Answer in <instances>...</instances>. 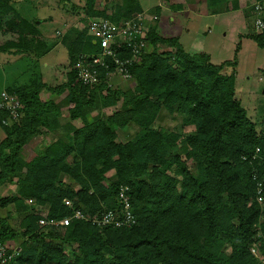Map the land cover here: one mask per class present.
<instances>
[{"label":"trees","instance_id":"16d2710c","mask_svg":"<svg viewBox=\"0 0 264 264\" xmlns=\"http://www.w3.org/2000/svg\"><path fill=\"white\" fill-rule=\"evenodd\" d=\"M96 1L86 0L90 18L119 23L142 12L139 0H123L109 15L95 9ZM10 11L0 0V28ZM18 20L11 24L18 27ZM250 37L264 49V34ZM148 41L141 63L131 68L133 87L106 90L76 82L77 56L96 51L87 33H80L69 48L72 69L62 86L34 82L7 90L23 104L20 122L9 127L0 111L6 133L0 144V188H18L0 198V211L13 205L21 218L19 230L14 229L0 212V242L23 240L13 264H259L249 248L259 229L264 235L257 201L258 182L264 187V131L237 97V62L214 65L208 54L191 55L179 39L153 31ZM160 44L172 51L160 52ZM12 47L19 50L21 44ZM10 49L0 45V54ZM47 90L69 92L67 136L25 160L22 150L43 129L63 128L61 108L41 97ZM114 108L104 118L93 116L98 109ZM163 110L179 114L194 132L183 138L156 128ZM75 121L82 126L74 128ZM132 124L139 128L136 139L119 142L117 130ZM182 146L188 148L184 155ZM71 155L77 158L74 165L67 163ZM121 186L130 188L138 220L132 228L101 229L73 220L64 229L44 230L40 216L31 212L43 207L50 218L69 217L64 199L90 214L112 209ZM63 245H77L74 260Z\"/></svg>","mask_w":264,"mask_h":264},{"label":"rangeland","instance_id":"374dc122","mask_svg":"<svg viewBox=\"0 0 264 264\" xmlns=\"http://www.w3.org/2000/svg\"><path fill=\"white\" fill-rule=\"evenodd\" d=\"M6 1L11 7V11L2 19L0 45H7L11 49L0 54V98L1 94L7 92L8 89H18L34 82L48 84L52 87L62 86L67 81L68 73L72 69L69 48L72 44L75 45L80 33H86L87 22L90 18L87 15L86 0ZM199 1L139 0L142 12H137L134 15L144 14V17H149L144 20L146 31H148L147 35L153 31L164 38L176 37L187 52H204L210 55L214 65L236 61L237 97L247 110L249 118L256 124L258 131L262 132L264 131V49L260 48L250 35H258L254 32V24L258 17L264 18V1L247 0L246 10L225 14L217 12L215 16L211 14L202 15L194 11H183L179 16L164 14L168 18L163 17L159 20V13L157 15L155 12L156 7L163 2L171 10L177 11L183 8L195 9ZM206 1H210V4L215 2V0ZM121 3L123 0H97L94 7L98 12H105L109 15ZM217 3L216 7L219 8V11H224L225 6L229 7L228 9L232 7L233 10L239 6V0H218ZM258 4L262 6V12L255 10V6ZM154 16L158 17L159 21L154 19ZM171 18L175 20L172 21ZM14 19H19L17 21L18 27L11 24ZM14 44H21V48L17 50L18 48L12 47ZM171 51L169 45L160 44V52ZM134 84L122 83L120 85L126 89L133 87ZM68 95L67 90L60 93L47 90L43 92V95L41 94L44 101L51 100L61 108L62 115L59 123L63 128L57 133L43 129L42 135L35 136L29 145L22 150L23 159L29 160L34 155L42 153L45 148L61 137L66 139V125L70 123L67 116ZM14 96L17 97L15 94ZM114 110L117 108L98 109L93 116L100 115L104 118ZM19 116L14 124L20 122L23 113L21 112ZM72 124L74 128L82 126L80 121L72 122ZM155 127L164 128L170 132H178L183 138H186L195 129L193 126L183 124L179 114L170 115L165 110L161 112ZM138 130L139 128L133 124L126 129H118V141L126 143L135 140ZM5 138L6 133L0 125V144ZM187 150V147L182 146L180 152L184 155ZM67 163L74 165L77 163V158L71 155L67 159ZM190 166L194 168V165L190 164ZM112 175L113 171H110L107 177L110 178ZM66 183H70L67 178ZM7 187L0 190V198L8 196L6 194H14L9 190L8 185ZM0 212L2 217L8 215L10 225L19 230L21 218L13 205L7 209H1ZM31 212L46 215L47 209L41 207L31 210ZM60 232H64V230ZM22 241L19 237L17 241L9 243L10 247L20 248L19 251L21 252ZM63 247L64 252L74 260L78 253L77 245H63Z\"/></svg>","mask_w":264,"mask_h":264},{"label":"built area","instance_id":"2783aa9c","mask_svg":"<svg viewBox=\"0 0 264 264\" xmlns=\"http://www.w3.org/2000/svg\"><path fill=\"white\" fill-rule=\"evenodd\" d=\"M256 11H263L261 5L255 6ZM261 11V12H262ZM261 14V13H260ZM144 14L133 15L130 19L119 23L108 18H89L86 26L87 37L96 45L94 52H82L75 61L74 70L77 73L76 82L83 87L105 86L106 90L124 89L120 84L135 83L131 72L134 65L142 61V56L149 49V41L145 26ZM155 17V16H154ZM154 19L158 20V17ZM255 32L264 34V18L255 21ZM117 81V82H116ZM23 105L19 98L8 92L1 94L0 111L7 114L3 120L5 126H11L19 119ZM11 122V123H10ZM260 149L257 148L252 161L258 158ZM247 160V158H244ZM257 177L255 176V179ZM257 201L261 206V221H264V187L258 182ZM117 206L112 209L103 208L94 214L76 207L70 199H64L65 207L71 209L72 214L63 219H53L48 214L40 216L39 225L42 229L58 230L69 226L73 220L84 221L98 228H132L138 224L133 211L130 188L121 186L117 197ZM30 205L33 200H28ZM20 248L10 247L9 242H0V264H13ZM251 255L259 264H264V235L259 229L254 241L250 245Z\"/></svg>","mask_w":264,"mask_h":264},{"label":"crops","instance_id":"0c3cea01","mask_svg":"<svg viewBox=\"0 0 264 264\" xmlns=\"http://www.w3.org/2000/svg\"><path fill=\"white\" fill-rule=\"evenodd\" d=\"M160 1V0H159ZM162 1V0H161ZM169 1V0H168ZM218 2V0H215V2H212L211 4H210V1H204V0H200L199 1V3H198V5H197V7L195 8V9H192V10H188V9H185V8H183V9H179V10H177V11H174V10H171L170 8H169V6L165 3V2H163V4L161 3V5H156L157 7H156V14L158 15V13H159V15H158V17H159V20L161 19V18H163V17H166V18H168L167 16H170V15H176V16H179L180 14H181V12H183V11H185V12H198L199 14H202V15H212V16H215V15H217V12H221V13H223V14H225V13H228V12H236V11H244V10H246L247 9V0H239V6L235 9V10H233L232 9V7H230V9H228L229 7H227V6H225V10L224 11H219V8L218 7H216V5L218 4L217 3ZM172 4V3H171ZM151 11V10H150ZM164 14L165 15H167V16H164ZM158 20V21H159ZM171 20L172 21H174L175 19H172L171 18ZM256 21V20H255ZM254 32H255V24H254ZM171 38H176V37H171ZM183 46V45H182ZM189 54H191V55H194V54H198V53H194V52H188ZM200 53H204V52H200ZM210 56V55H209ZM211 57V56H210ZM44 74V73H43ZM42 74V75H43ZM44 78V77H43ZM44 80H46V79H44ZM237 81V80H236ZM3 92V91H2ZM1 92V93H2ZM42 95H43V93H42ZM68 116V115H67ZM125 143V142H124ZM10 188H9V190L12 192V193H17V190H18V188H17V186L15 185V184H13V185H8ZM3 187H6V188H8L7 187V184L6 185H4ZM3 187H1L0 188V190L3 188ZM6 195H10V194H6ZM35 203V202H34ZM27 204L28 205H30L28 202H27ZM34 205V204H33ZM8 216V215H7Z\"/></svg>","mask_w":264,"mask_h":264}]
</instances>
